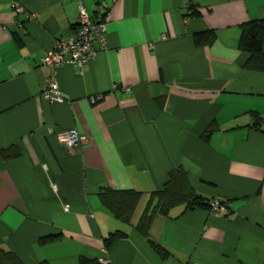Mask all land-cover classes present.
<instances>
[{
    "label": "crops",
    "instance_id": "crops-1",
    "mask_svg": "<svg viewBox=\"0 0 264 264\" xmlns=\"http://www.w3.org/2000/svg\"><path fill=\"white\" fill-rule=\"evenodd\" d=\"M103 1L0 0V150L21 151L0 156V247L25 264H264V73L245 69L239 49L240 25L264 18V0ZM81 4L94 18L109 12L107 43L53 76L44 58L78 25ZM209 29L217 40L198 46ZM50 78L63 101L44 98ZM71 129L87 141L62 143ZM179 165L200 194L229 205L156 212L150 238L169 249L163 258L135 225ZM101 186L142 192L131 223L102 205ZM116 231L125 236L105 252Z\"/></svg>",
    "mask_w": 264,
    "mask_h": 264
},
{
    "label": "trees",
    "instance_id": "trees-1",
    "mask_svg": "<svg viewBox=\"0 0 264 264\" xmlns=\"http://www.w3.org/2000/svg\"><path fill=\"white\" fill-rule=\"evenodd\" d=\"M187 15L199 17L201 13L195 5L190 4L188 6ZM240 29L239 49L248 54V58L243 67L250 71L264 73V18L244 22L240 25ZM216 40L217 32L213 29L200 31L195 34V42L198 46H211ZM254 115V126L260 127L263 123L262 117L257 113H254ZM212 132L213 128L211 125L202 133L201 138L208 142ZM20 155V148L16 144L0 150V156L4 160L13 159ZM98 195L102 205L112 213L115 218L125 223H131L133 215L141 200L142 192L136 189H115L110 186H101ZM214 200L216 199H211L200 194L193 187L187 170L181 165L176 166L170 170L163 185L159 189L151 192L149 201L135 225L136 229L143 236L149 238L150 243L161 257L167 258L170 255L169 249L150 238V227L154 214L156 212L169 214L170 211L177 206H183L184 209L202 208L211 210V203ZM222 201L228 202L225 200ZM124 236L125 234L121 231L111 233L104 239L106 250H108L114 241ZM56 238L57 237L53 236L42 237L40 242L44 244ZM0 264L25 263L12 250L0 247ZM41 264H47V262L43 261ZM81 264L101 263L97 260L82 257Z\"/></svg>",
    "mask_w": 264,
    "mask_h": 264
},
{
    "label": "built area",
    "instance_id": "built-area-1",
    "mask_svg": "<svg viewBox=\"0 0 264 264\" xmlns=\"http://www.w3.org/2000/svg\"><path fill=\"white\" fill-rule=\"evenodd\" d=\"M101 7L107 8V4L103 0L100 2ZM13 7L17 12H23L25 9L19 3H14ZM79 23L78 26L67 37L57 39L53 49L44 58V63L49 65L53 70V76L57 67L64 63H69L75 67H82L85 62L96 57L98 48L96 42H101L105 47L107 43L106 21L109 18V12L99 13L97 18L92 17L83 4L79 7ZM30 17H35L32 14ZM126 91L131 89L127 87ZM42 94L44 98L50 101H63L58 82L50 78L46 81ZM59 139L62 143L72 145H82L87 141V136L80 133L77 129H71L61 132ZM212 213L220 214L229 202L220 199L214 200L212 203ZM107 252L106 248L103 249ZM101 264H112L111 259L103 256L99 259Z\"/></svg>",
    "mask_w": 264,
    "mask_h": 264
}]
</instances>
